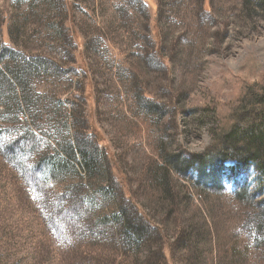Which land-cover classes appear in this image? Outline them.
Segmentation results:
<instances>
[{
	"label": "rangeland",
	"instance_id": "1",
	"mask_svg": "<svg viewBox=\"0 0 264 264\" xmlns=\"http://www.w3.org/2000/svg\"><path fill=\"white\" fill-rule=\"evenodd\" d=\"M1 40L48 67L33 77L32 111L0 120L3 136L31 128L39 142L36 153L21 156L32 169L17 171L0 151V264H146L139 252L127 259L106 243L116 230L99 223L100 205L85 203L86 214L57 224L70 198L65 186L84 182L97 203L108 185L105 166L85 173L77 160L43 188L34 157L63 154L79 142L81 126L99 133L121 197L160 228L148 246L162 248L168 263L190 255L199 264H264L256 164L235 151L222 164L205 161V174L202 163L188 162L216 142L215 109L227 115L249 85L264 83L258 1L0 0ZM74 115L78 122L67 127ZM164 163L168 184L159 179Z\"/></svg>",
	"mask_w": 264,
	"mask_h": 264
},
{
	"label": "trees",
	"instance_id": "2",
	"mask_svg": "<svg viewBox=\"0 0 264 264\" xmlns=\"http://www.w3.org/2000/svg\"><path fill=\"white\" fill-rule=\"evenodd\" d=\"M256 1L264 10V0ZM44 62H46L45 58L39 56L27 57L15 48L7 46L4 41H0V105L3 107L0 111V120L8 116V120L11 121L12 116H18L17 112L25 110L26 107L32 111L34 95H38V93L35 89H31V84L35 74L47 69L48 65L45 66ZM24 113L29 116V113ZM214 115L215 118L216 115L219 118L217 140L208 148L206 154L196 155L193 161H188L190 165L202 163L200 170L205 174L207 172V167L203 165L205 161L207 163L210 160L220 159L218 164H222V159L229 160L231 158L229 152L234 153L235 151L252 160L257 166L260 180H264V83L249 85L245 93L236 100L227 115L218 114L217 109H215ZM30 117H28L29 121ZM17 119L18 117H13L12 120ZM65 122L68 123L67 127L72 126L78 122V116L74 115L72 121L67 120ZM4 131V127H0V151L6 158H9L10 163L16 167L17 171L32 169L33 166L28 163L26 165L27 161H23L21 156L27 154L26 152L36 153L39 142L36 140L33 129L29 128L22 136H17L14 139L11 136L7 137L6 134L3 136ZM76 136L79 140L77 144L76 140L74 145L67 144L64 146V153L67 152L65 156H63L64 153L59 154L60 156L58 154L45 155L41 153L39 156L34 157V168H41L40 181L44 184L51 182L55 174L60 172V168L70 167L71 164L76 166L78 160V165L82 166L85 173L95 170L100 164L101 168L105 166L108 185L100 186L102 196L98 197L97 203L91 201L95 195L94 193L88 196L85 193L84 187L86 185H84V182H77L75 183L76 186H73L72 183V186H65L66 193L70 195V198L65 207L61 209L60 217L56 218L59 219L57 224L61 227V224H65L72 219H78L79 214H86L84 210L85 203L92 209L100 205L106 211L99 216V219H102L99 223L105 227L112 225L116 230L115 235L104 234V238L106 237L108 240L106 243L113 244L119 250L125 249L126 254L124 256L127 259H131L128 252L136 251L139 252V260L144 259L146 264H150L153 257L159 260L160 264H170L168 263V256L162 248L154 251L155 248L151 249L148 246L151 245L149 240L152 237H158L160 228L156 229L151 225L146 214L142 215L141 208L136 205L137 203L134 204L130 197H121L117 186L114 185L115 175H108L111 166L109 162H106V149L100 144L99 133L95 129L88 133V130H84L81 126L76 129ZM213 163L211 162V164ZM160 169L163 170V173H159L161 174L159 179L162 180V184H168L166 182L167 172L169 174L171 172L169 166L167 167V164L164 163ZM43 188L44 190H50L49 185L46 184ZM104 198L110 199V201L106 203ZM94 226L96 227V225ZM60 227L57 226V233L63 236L64 239H68L66 234L63 235L60 232ZM142 242L143 244L146 242L145 247H141ZM102 243H105V241ZM136 245H139L137 249ZM75 248H77L76 245ZM199 258L191 263L189 255L185 258L184 264H199L198 262L201 260Z\"/></svg>",
	"mask_w": 264,
	"mask_h": 264
}]
</instances>
